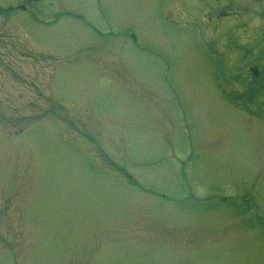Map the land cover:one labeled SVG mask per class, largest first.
Listing matches in <instances>:
<instances>
[{
    "label": "rangeland",
    "instance_id": "374dc122",
    "mask_svg": "<svg viewBox=\"0 0 264 264\" xmlns=\"http://www.w3.org/2000/svg\"><path fill=\"white\" fill-rule=\"evenodd\" d=\"M17 3L0 264H264V0Z\"/></svg>",
    "mask_w": 264,
    "mask_h": 264
},
{
    "label": "flooded vegetation",
    "instance_id": "af4514ba",
    "mask_svg": "<svg viewBox=\"0 0 264 264\" xmlns=\"http://www.w3.org/2000/svg\"><path fill=\"white\" fill-rule=\"evenodd\" d=\"M16 6H18L17 9H21V10H24V8H25V6L22 5V4H18V5H16ZM16 6H15V8H16ZM252 67H253V66H252Z\"/></svg>",
    "mask_w": 264,
    "mask_h": 264
},
{
    "label": "water",
    "instance_id": "95a60500",
    "mask_svg": "<svg viewBox=\"0 0 264 264\" xmlns=\"http://www.w3.org/2000/svg\"><path fill=\"white\" fill-rule=\"evenodd\" d=\"M252 71H253V73H254V74H257V73H258V71H257V68H256V67H253V68H252Z\"/></svg>",
    "mask_w": 264,
    "mask_h": 264
},
{
    "label": "trees",
    "instance_id": "16d2710c",
    "mask_svg": "<svg viewBox=\"0 0 264 264\" xmlns=\"http://www.w3.org/2000/svg\"><path fill=\"white\" fill-rule=\"evenodd\" d=\"M249 96H252V95H249Z\"/></svg>",
    "mask_w": 264,
    "mask_h": 264
}]
</instances>
